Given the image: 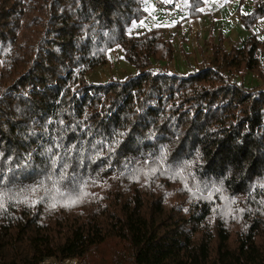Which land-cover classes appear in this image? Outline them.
<instances>
[{
	"label": "trees",
	"instance_id": "trees-1",
	"mask_svg": "<svg viewBox=\"0 0 264 264\" xmlns=\"http://www.w3.org/2000/svg\"><path fill=\"white\" fill-rule=\"evenodd\" d=\"M206 1L172 6L197 18ZM146 2L0 0V264L107 240L126 264H264V0L239 13L244 41L218 32L185 76L154 70L177 51L161 28L129 34ZM113 48L134 74L91 85Z\"/></svg>",
	"mask_w": 264,
	"mask_h": 264
},
{
	"label": "crops",
	"instance_id": "crops-1",
	"mask_svg": "<svg viewBox=\"0 0 264 264\" xmlns=\"http://www.w3.org/2000/svg\"><path fill=\"white\" fill-rule=\"evenodd\" d=\"M172 2L173 0H167V2L166 0H148L146 2V8L150 5L152 13L147 10L146 17L141 20L136 27L140 29V33H143L147 31V26H151V29L156 27L162 29L166 23L171 24L174 22L176 26L178 25L177 31L173 34L175 36L173 37L174 42L176 41L179 43L178 37L176 36H180L181 39H184L181 47L186 54L189 55L190 68H197L196 53H198V48L204 49L206 47L205 43L207 42L205 41H207V37L210 34H218V31L221 30L224 32V38H226L224 45L228 42H232L233 45L235 44L234 46L244 41L250 34L240 23L239 13L244 15L248 14L252 8V0H246L239 8L238 0H233L232 2H226L224 0H207L206 3L199 9L201 15L197 18L188 17L185 3L178 2L177 5L172 6ZM261 24H264V19H260L257 22L253 29L255 33L262 30L258 26H261ZM226 29L230 33H227ZM232 29H234L236 33L235 39L231 38ZM162 31L164 33V29ZM196 37L199 38L197 40L198 45L196 44ZM213 43H216L215 37L213 39ZM176 57H183L179 50L178 52L176 51L174 55V62L176 61ZM161 65H163V67H168L170 64ZM181 68H184V66H181ZM163 71L166 72L165 70Z\"/></svg>",
	"mask_w": 264,
	"mask_h": 264
},
{
	"label": "rangeland",
	"instance_id": "rangeland-1",
	"mask_svg": "<svg viewBox=\"0 0 264 264\" xmlns=\"http://www.w3.org/2000/svg\"><path fill=\"white\" fill-rule=\"evenodd\" d=\"M148 1V0H147ZM150 13H152V8L150 5L147 6L146 8ZM260 29H262L260 32H257V35L259 39L264 40V24L258 25ZM151 27V26H150ZM149 26H147L146 30H150ZM138 27L133 26L129 30V34L137 35L140 34V30L137 29ZM178 25L176 26L174 22L171 24L166 23L164 28V33L163 36L165 38L168 37H175L173 34L177 31ZM227 33H230L226 29ZM163 32V31H162ZM218 32H221V34L224 37V32L219 30ZM215 33V32H214ZM210 34V33H209ZM233 39L236 37L235 30L232 29L231 31ZM217 33L214 35H209L207 37V43H205V48H198V53H196V67L198 64L203 61L206 64H211L213 62V57L211 53V48L214 44L213 39L214 37L216 38L217 42ZM178 37L179 41H183L184 39H181L180 36ZM184 38V37H183ZM193 39V38H192ZM199 38L196 37V44L197 40ZM175 48L178 52V46L179 43L176 41L174 42ZM232 44V45H231ZM198 45V44H197ZM235 45V44H234ZM232 42H228L225 46L227 50L231 48V46H234ZM186 53V52H185ZM258 57L260 60V66L264 70V50L258 52ZM175 62L172 60L168 67H163L158 62L154 63V70L158 71H163L165 70L167 73H173V74H182L183 76L187 75L190 73L191 70L195 71L197 68H190L189 65V55L187 54V57H176ZM181 66H184V68H181ZM226 73V72H225ZM224 73V74H225ZM134 74V69L126 62L123 60L122 54L119 51L118 48H113L108 51V63L102 67L96 68L93 70L90 74L86 76V81L90 83L91 85H98L102 84L105 82H108L110 80H122L124 77L133 75ZM226 75V74H225ZM238 80V78H237ZM260 85V81L258 80L257 77H255L252 74H246L244 77V86L246 88H253ZM131 259V252L130 249L127 245L123 243H115L112 240H107L102 244L95 245L91 249V251L85 256L84 260H65L63 262H57L55 259L49 258L45 259L42 264H126L129 260Z\"/></svg>",
	"mask_w": 264,
	"mask_h": 264
},
{
	"label": "snow or ice",
	"instance_id": "snow-or-ice-1",
	"mask_svg": "<svg viewBox=\"0 0 264 264\" xmlns=\"http://www.w3.org/2000/svg\"><path fill=\"white\" fill-rule=\"evenodd\" d=\"M166 2H167V0H166ZM157 26H159V25H157ZM153 171H155V169H153ZM33 191H36V189H33ZM0 201H2V197H0ZM22 202L27 203V200H24ZM32 203L34 204L35 201H32ZM71 203H75V201H72ZM3 207H4V204L2 202H0V209H2ZM53 207H55V205H53Z\"/></svg>",
	"mask_w": 264,
	"mask_h": 264
}]
</instances>
